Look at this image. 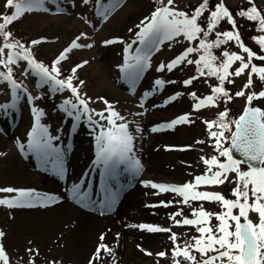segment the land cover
<instances>
[{"label": "snow or ice", "instance_id": "snow-or-ice-1", "mask_svg": "<svg viewBox=\"0 0 264 264\" xmlns=\"http://www.w3.org/2000/svg\"><path fill=\"white\" fill-rule=\"evenodd\" d=\"M85 4L89 0H83ZM121 0H112L109 4L101 3V0H96L97 12L102 19H107L108 15L119 7ZM252 5L248 9H241L237 15L245 17L249 21L257 22V30L264 32V14L255 6L253 0H248ZM45 0H6V6L12 11L8 14L0 16V84L6 82L11 90L10 102L0 104V111L7 115L11 110H14L22 97L27 96V102L33 104L31 115L34 118V124L28 133L27 149L42 160L45 165H50L54 174L64 179L67 174L65 167V153L63 150L53 143L54 140H59V136L53 137L48 126L41 123V118L45 116L43 109L35 106V101L42 99L41 96H33L28 92V89L22 82H18L13 75V65H18L21 62H26V69L23 75L31 73L38 80L41 87L47 85L51 93L63 92L69 90L71 97L64 99L60 104V109L73 119L72 127L77 126L76 122L82 118H86L87 122L92 126V131L97 134L95 140V160L94 164L102 167L101 180L105 186V194L100 204L103 208L111 207L115 202L116 193L109 187L108 182L115 179L120 169H125L133 174L138 173L142 164L135 156V136L130 130L129 123L125 117L121 116L114 108V105L105 99H98L105 105L101 111H96L89 107L91 98L83 96L79 91V85H83L84 81H79L78 85H74L73 80L76 76L77 69L87 64L83 61L82 64H77L71 69V74L61 79V70L58 65L62 60L67 59V54L74 48L92 47L91 44L82 45L78 41L80 37H76L71 44L64 48L59 56L52 62L51 66L45 65L42 61H38L30 46L16 39L13 33L7 30L8 26L14 21L21 18L24 14L42 8ZM47 11V9H44ZM59 10V9H58ZM207 12L206 28L199 23L204 13ZM226 19L232 26L231 30L216 32V39L209 41V35L216 29L217 25ZM138 30L135 32V38L126 43L124 47L123 63L119 65L120 72L123 78L132 85L140 79L142 73L150 66L151 58L155 52L160 50V46L166 41L172 42L176 38L183 36L191 45L192 42L198 41L196 46H188L181 53L171 59L167 64L161 63L157 71L165 70L171 72L173 69L181 66L184 63H195L197 71L200 75L205 74L210 77H216L219 81L218 85L212 87L211 94L203 98L197 97L195 92L189 93L194 101V110H199L205 106H219L221 100L225 103L231 101L232 94L225 89L224 83L231 75L240 76L252 64V59L264 61V55H257L242 42L239 29L237 28L236 20L229 8L220 0L214 8L209 7V0L202 2L195 7L189 14L188 12L177 10L174 7V0H159V6L156 7L150 14L145 17L137 25ZM129 31H132L129 29ZM85 35L81 33V36ZM252 39L257 42L261 49L264 50V35L253 36ZM236 41L244 53H247V62L243 55L236 52L224 51L222 58L219 59L214 55L213 49L221 44H226L228 41ZM41 40H32L31 45H38ZM114 43L125 44L122 38L116 37L104 41L105 45ZM133 45H136L135 53H131ZM7 54L5 55V50ZM197 53L199 58L195 61L189 59L190 54ZM239 61V67L234 73H230L231 65ZM258 73L259 79L264 81V67L251 66V72L244 88L235 93L236 97L245 95V89L252 85V74ZM198 77L193 76L183 80V85H192ZM168 84H175L176 81L168 80ZM165 84L162 79L154 81V88H161ZM148 93H145L147 96ZM182 95L181 92H176L170 95L165 101V104L176 101ZM264 98V90L250 92L246 97V107L239 118L229 121L228 109L220 111L216 119L204 120L206 131L209 139L213 141L211 147L217 153L209 157H201L203 163L208 166L204 174L194 177V182H186L182 185H170L163 183H155L151 181H142L145 187L150 186L152 189H158L159 193L172 192L182 197V200H177V204H189L190 201H215L219 202L226 211L220 213H209L200 208L192 210L194 218H183L175 220L176 215H181L177 212L173 215V219L177 225L194 226L199 233L198 236L192 237L194 243L185 242L181 247L174 243L172 255L174 257L173 264H180L178 257H183L190 264H264V109L251 107L254 99ZM107 112V115H105ZM141 115V113H136ZM94 116L98 119H94ZM191 113H185L171 120L166 125H160L152 128L153 132L160 130L162 127L169 129L180 124L194 123L191 120ZM106 121V124L103 123ZM119 121V122H118ZM235 130L233 131L232 128ZM141 129L135 128V132L139 133ZM229 133L227 136L225 133ZM198 144H204L205 141L198 140ZM227 145V146H226ZM19 147L23 150L25 145L21 143ZM191 146H185L183 150H187ZM238 153L239 157L234 155ZM4 155V153H0ZM224 159L221 160L220 158ZM245 167L242 168L241 166ZM215 168V170H213ZM230 173L236 174V188L232 190V195L235 199H226L222 193L198 191L200 185H219L222 184ZM73 198L80 201H86L88 193L81 191V185L73 183L71 186ZM0 193L14 194L5 197H0V206H5L9 209L13 208H33L37 206L48 207L51 204L58 202L59 198L55 194L42 193L32 188H0ZM251 193L252 201L249 203ZM172 201L160 202V206L168 207ZM156 205H149L155 207ZM239 209L238 214H233V209ZM249 211H254L258 214L259 222L253 223L248 219ZM215 216L218 220L216 226H212L210 221ZM243 217L244 222H241ZM234 222V226L233 223ZM141 230L148 232H169V228H161L152 224L131 225ZM234 227V230H233ZM5 232L0 230V261L3 264H9V257L3 246L2 239ZM104 234H101L99 240L101 243L97 245L95 252L89 259V264H98L101 259V253L105 252L109 255L113 250L103 243ZM170 239L175 242L177 236L171 233ZM31 243V241L29 242ZM196 251L200 254L201 260L197 261L192 252ZM31 254L28 264H35V257L39 255V250L29 248L26 250ZM143 251V249H142ZM214 253L209 255V253ZM152 255L151 253H146ZM160 257H165L166 252L157 253ZM49 264H59L57 261H51Z\"/></svg>", "mask_w": 264, "mask_h": 264}, {"label": "rangeland", "instance_id": "rangeland-1", "mask_svg": "<svg viewBox=\"0 0 264 264\" xmlns=\"http://www.w3.org/2000/svg\"><path fill=\"white\" fill-rule=\"evenodd\" d=\"M70 1V0H69ZM81 3L83 0H73ZM230 8H233V15L236 20V24L251 27L253 25L249 21H244L243 18L237 15L238 8L242 4H249L248 0H223ZM202 2V0H174V7L177 10L184 12H191L195 7ZM220 0H209V7L214 8V6L219 3ZM254 4H258L259 10L264 14V0H253ZM54 1L47 0L42 8L35 9L32 12L24 14L21 18L17 19L12 23L10 31L18 36L28 37L33 40H41L39 46V52L43 57L47 56L49 59H56L64 48L68 47L71 42L80 37L78 43L82 45L91 44L92 47H80L74 48L67 54V59L63 62L64 68H72L77 64H82L83 61H87V64L79 70L78 74L80 76V81H84L83 85H80V91L86 97L91 98L95 110L101 111L105 108V105L98 99L99 97H104L110 101L114 108L119 114L125 117V120L129 123V126L133 128L132 119L136 118L140 120L139 125L135 126L141 129L144 135L149 132L148 130L154 125V123L170 118L175 114H180L182 112H187L193 109L195 101H192L191 95L189 93L195 92L197 97H205L210 94V89L214 85L212 79L208 81L200 75L198 71L195 70V63L187 64L184 63L182 68L170 72V80L182 81L190 77L196 76L197 80L193 81L192 85L182 86L181 82L178 84H173L171 86L170 92H181V97L185 98V107L181 108L179 106L167 107L164 111H157L156 113H144L141 112L137 107L134 100L127 96L119 85L117 69L122 63L124 58V47L128 43L129 39L135 37V32L138 30L137 25L140 24V18L145 20V17L150 16L153 11L154 5L148 0H129L128 4L114 17L107 25L103 27L102 30L91 31L86 28L84 22L79 18L77 12L82 8L81 6L66 5L69 11L74 9L73 14L57 15L52 12L50 6H53ZM68 4V3H67ZM91 6L87 5V9ZM44 9H47L45 11ZM12 9H7L6 0H0V16L8 14ZM207 15L205 12L204 16L201 17L199 23L202 27L206 28ZM143 20V21H144ZM2 22V21H0ZM232 26L228 23L226 19L220 25H217L216 29L212 32L215 36L216 32H223L226 30H231ZM131 29L132 31H129ZM8 30V29H7ZM81 33L85 35L81 36ZM20 34V35H19ZM257 34H261L257 32ZM246 37L250 36L245 34ZM122 38L125 44L114 43L110 45H105L104 41L112 38ZM182 36L176 38L175 41L169 42L163 47V52L155 59V64L160 62H167L181 53L188 46H196L198 41H194L189 44L188 41H182ZM2 38H0V41ZM249 43L251 40H249ZM255 48V47H254ZM234 51L237 54L243 55L245 61L247 62V54L242 51L239 45L234 47ZM257 55L262 54V50H254ZM175 55V56H174ZM196 53H192L189 59L195 60ZM112 58H111V57ZM174 56V57H173ZM173 57V58H172ZM256 58H253L252 64L249 68L245 70L240 76L231 75L229 79L232 81L229 83L225 82V86L229 93L232 94L231 101L225 103L223 100L220 101L219 106H213L214 112L224 111L225 109H230L236 115L239 112L245 110L246 107V97L247 94L253 92V85L250 88L245 89V95L241 97H236L235 93L244 88L245 83L248 80L249 73L251 72V66L256 65L261 67L260 63L256 62ZM15 73L23 72L27 65L26 62H21L16 65ZM239 67V61H235L230 69L232 73L235 69ZM32 78V74L29 73ZM21 78V77H19ZM33 80V79H32ZM252 81H255V87L258 88L259 85L264 87V81L259 79L258 73H253ZM75 82V85H78ZM33 87V84L30 85ZM47 87V86H45ZM37 96H41L42 99L36 101V106L45 111V116L43 118L44 124L48 126V131L59 136L60 139H64V134L66 130L63 128L65 119L62 117L61 112L56 109V96L49 94L47 97L43 96L42 92H37ZM191 97V98H189ZM59 102V101H57ZM181 102V100H179ZM252 102L261 106L264 109V98L254 99ZM192 103V106H191ZM151 105V101H149ZM190 105V106H189ZM190 107V108H189ZM192 108V109H191ZM177 109V110H173ZM136 113H141V115H136ZM206 117L210 115V112L205 113ZM203 114H198L195 118V122L176 129L169 134L173 135H161V134H149L146 135L139 141L141 151L144 155L146 161V168L143 174L146 180H162V181H176L184 182L187 180L192 181V174L202 175L206 172L207 167L201 157H211L217 153L211 147L213 141L209 139L207 144H196L195 142L201 140L203 136L207 133L205 130L206 125L201 123V118ZM205 119V118H202ZM210 120V119H208ZM24 122L21 123L20 127L16 129L14 134L16 136L22 134L24 136ZM143 129V130H142ZM146 132H145V131ZM179 133V134H176ZM85 136V135H84ZM80 139L81 135H79ZM86 137V136H85ZM79 141L76 144L78 151H81L85 158H83L79 166L69 174L66 179H61L59 183V188H64L66 184L72 183L73 180L79 175V170H81L90 158L91 152V142ZM13 138L7 137L0 133V188L13 187V188H32L40 190L43 192H48L52 189V183L42 184L39 181L43 180V175L34 172L28 167L26 162L21 161L17 151L13 145ZM195 145V149L189 151V153L171 151L170 146L173 145ZM227 146V145H226ZM77 152V151H76ZM194 152V154L192 153ZM80 153V152H79ZM83 156V157H84ZM154 157H158V161L155 162ZM221 160L223 157L220 158ZM12 160L13 162H9ZM22 165L31 175L24 176L20 172L11 173L12 169L9 168L10 165ZM215 170V168L213 169ZM17 175L19 177L15 178ZM233 177H227V179L219 185H200L203 191L212 190L217 192L223 189L224 194L229 197H234L232 195L231 187H227L230 182H232ZM235 186H233V189ZM201 190V191H202ZM154 194L149 189L143 188L141 190V202L139 204L130 205L128 201L123 203L119 216L122 217L120 222V229L124 230V236L121 240L109 241L106 238L103 243L107 244L109 248L113 250L111 255L102 252L101 259L98 264H173L174 257L172 255V249L175 244H179L181 247L184 246L185 242L194 243L192 237L198 236L199 233L196 231L194 226L187 225H177L175 220H182L183 218H194L192 216V210L194 208L203 207L209 213H217V207L219 202H209V201H190L189 204H177V200H182V197L175 194ZM13 194L0 193V197H5ZM251 203V193H249ZM172 201V204L168 207L160 206V202ZM151 202V203H150ZM156 205L155 207H149V205ZM21 210V209H20ZM32 210V209H26ZM125 211V212H124ZM177 212H181V215H176L175 220L173 215ZM48 213V215H47ZM50 212H46L44 209H39L37 211H14L5 206H0V230L5 232V236L2 239L3 246L6 250V254L9 257V261L15 264H28L31 254L26 250L29 248H35L39 250V255L35 257V264H49L51 261H57L59 264H88L89 259L95 252L97 245L101 243L99 237L102 232L97 231L98 240L94 239L87 245L88 248L83 250V255L78 256L76 254V249L68 248L67 242L62 238L61 228L62 222H49L47 227L42 225V222L37 223L39 218L48 217ZM18 216H33L29 219V223H23V221ZM49 219V217H48ZM248 219L253 223L259 222L258 214L254 211H249ZM152 224L159 226L161 228L171 229V233H175L177 240L173 242L170 239L171 233L169 232H149L150 234H164V241L156 239L153 241H145L146 238L143 236V232L146 230H139L137 227H131V225L139 224ZM212 226H216L219 222L213 216L210 221ZM106 226V225H105ZM104 227V226H103ZM101 230V229H99ZM96 232V230H95ZM99 234V235H98ZM40 236V238H37ZM31 241V243H29ZM143 249V251H142ZM69 250V251H66ZM166 252L165 257H160L157 255L159 252ZM146 253H151L152 255H147ZM196 258H200L194 250L192 252ZM132 256H134L132 258ZM137 259H136V258ZM176 259L180 260V264H189L190 262L183 259V257H178Z\"/></svg>", "mask_w": 264, "mask_h": 264}, {"label": "bare ground", "instance_id": "bare-ground-1", "mask_svg": "<svg viewBox=\"0 0 264 264\" xmlns=\"http://www.w3.org/2000/svg\"><path fill=\"white\" fill-rule=\"evenodd\" d=\"M66 11H69L68 8H66ZM173 110H177V109H173ZM176 134H179V133H176ZM161 135L166 136V135H173V134H169V132L167 133L164 132V134H161ZM79 141L83 142L84 140L79 139ZM79 141L76 143H69V141H66L67 145L74 146L73 154L65 157V167L70 175L73 169L74 168L76 169L79 166L81 160L85 158L84 154L81 151H78V149L75 146L76 144L79 143ZM186 153H189V152H186ZM192 153L194 154V152ZM153 160L157 162L158 157H154ZM9 162H13V161L10 160ZM9 168L12 169L11 171L12 174L15 172H20V174L23 175L22 177L31 175L22 165L12 164L9 166ZM80 172L81 170H79L78 173ZM14 177L17 178L19 176L15 175ZM46 181L48 183H51V182L58 183L57 179L53 180V179H48L47 177H45L43 180H40L39 182L47 185ZM42 193H45V192H42ZM140 194H141V190L139 189H135L132 192H130L128 195L124 197L119 208L115 211V213L110 214L109 216H106V215L100 216V214L98 213L94 214L91 212H86L85 210L81 209L80 207L76 206L74 203L70 201L62 202V203H59L58 205H54L53 207L44 209L46 212H50L48 216L49 219L45 215L44 217L39 218L38 219L39 221L37 223L42 222V225H44V227H47L50 221L52 223L62 222L61 224L63 226L60 231L62 233V238L67 242L66 244H68V248L74 247L76 249V254H78V256H82L83 250L85 248H88L87 245L89 244V242H92L94 239L98 240L97 234H96L97 231L100 232L105 228L104 229L105 231H103L102 234H104V236H106V238H108L109 241L114 240V241H117L118 243L119 242L118 240H121L123 238L125 231L120 229V222H121L122 217L119 216V212L122 211L121 206L126 201H128V203L132 206L135 204H139L141 202ZM165 194L170 195L168 193H165ZM37 210L39 209H35V210L21 209V210H14V211L32 212V211H37ZM18 217L23 221V223H27V224L29 223V219L33 218V216H23V217L18 216ZM142 234L144 238H146L145 241H151L152 244L154 240L159 239V238L164 241V236H165L164 234H150L149 232H146V231H144ZM37 238H40V236H37ZM66 251H69V250H66ZM133 257L134 256H132V258Z\"/></svg>", "mask_w": 264, "mask_h": 264}, {"label": "trees", "instance_id": "trees-1", "mask_svg": "<svg viewBox=\"0 0 264 264\" xmlns=\"http://www.w3.org/2000/svg\"><path fill=\"white\" fill-rule=\"evenodd\" d=\"M7 9L10 10V8H8V7H7ZM7 29L10 31V27H8ZM11 32L13 33V36H14L16 39H18V40H20L21 42L25 43L26 46H30L31 49H32V51H33L34 53H35V52H39V47H38L37 45H31V41H30V39H29L28 37H25L24 34H21V35H23V36H18V35H16V34H14L13 31H11ZM19 35H20V34H19ZM249 35H250V36L246 37V39L251 40L250 43H252V45H255V42H254V40L252 39V35H251V34H249ZM40 53H41V52H40ZM44 58H45L46 61L49 62L50 59H49L47 56H44ZM260 64H263V61H261Z\"/></svg>", "mask_w": 264, "mask_h": 264}, {"label": "water", "instance_id": "water-1", "mask_svg": "<svg viewBox=\"0 0 264 264\" xmlns=\"http://www.w3.org/2000/svg\"><path fill=\"white\" fill-rule=\"evenodd\" d=\"M234 155H236L237 157H239V154L238 153H234Z\"/></svg>", "mask_w": 264, "mask_h": 264}]
</instances>
